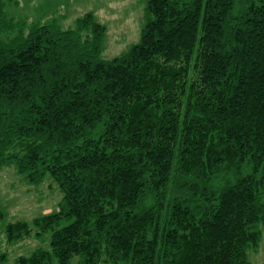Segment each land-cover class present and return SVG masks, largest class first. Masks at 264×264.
<instances>
[{"label":"trees","instance_id":"obj_1","mask_svg":"<svg viewBox=\"0 0 264 264\" xmlns=\"http://www.w3.org/2000/svg\"><path fill=\"white\" fill-rule=\"evenodd\" d=\"M4 2L0 166L61 191L56 210L6 223V244L48 234L14 264H253L264 0H145L138 41L107 58L90 10L26 25Z\"/></svg>","mask_w":264,"mask_h":264},{"label":"rangeland","instance_id":"obj_2","mask_svg":"<svg viewBox=\"0 0 264 264\" xmlns=\"http://www.w3.org/2000/svg\"><path fill=\"white\" fill-rule=\"evenodd\" d=\"M7 16L14 21L54 20L60 27H72L75 19L85 11H91L105 25L103 57H112L127 50L130 44L138 41L141 25L145 21V0H4ZM134 18L140 28L134 27ZM125 20H128L127 23ZM124 21V22H123ZM10 32H0V38L10 36ZM117 43V44H116ZM61 191L48 176L37 184L27 183L16 173L13 165L0 166V250L6 249L7 261L14 264L18 255L29 254L37 246L47 248L48 234L40 239L34 230L24 239L6 244L4 227L15 220H30L35 216L57 209ZM43 240V241H42ZM76 258V257H75ZM71 258L69 264H76ZM247 258L253 264H264V237L247 250Z\"/></svg>","mask_w":264,"mask_h":264},{"label":"crops","instance_id":"obj_3","mask_svg":"<svg viewBox=\"0 0 264 264\" xmlns=\"http://www.w3.org/2000/svg\"><path fill=\"white\" fill-rule=\"evenodd\" d=\"M94 14H95V12H94ZM100 22H102V20L100 19L99 20ZM127 21L128 20H125V22L127 23ZM124 22V21H123ZM140 22H137V20H136V18H134V27H137V30H138V28H140ZM117 44V43H116Z\"/></svg>","mask_w":264,"mask_h":264}]
</instances>
